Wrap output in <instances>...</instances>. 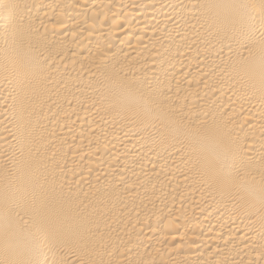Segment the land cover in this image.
<instances>
[{
	"label": "bare ground",
	"instance_id": "1",
	"mask_svg": "<svg viewBox=\"0 0 264 264\" xmlns=\"http://www.w3.org/2000/svg\"><path fill=\"white\" fill-rule=\"evenodd\" d=\"M262 38L264 0H0V264H264Z\"/></svg>",
	"mask_w": 264,
	"mask_h": 264
},
{
	"label": "snow or ice",
	"instance_id": "2",
	"mask_svg": "<svg viewBox=\"0 0 264 264\" xmlns=\"http://www.w3.org/2000/svg\"><path fill=\"white\" fill-rule=\"evenodd\" d=\"M259 46H260L261 50L264 51V38H262V40H261ZM191 134H192L193 136H197V135H198V133L195 132V131H193Z\"/></svg>",
	"mask_w": 264,
	"mask_h": 264
}]
</instances>
